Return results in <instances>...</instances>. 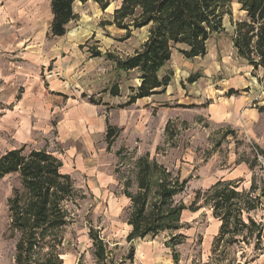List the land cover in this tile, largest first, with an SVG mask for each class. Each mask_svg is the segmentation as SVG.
<instances>
[{
  "label": "rangeland",
  "instance_id": "obj_1",
  "mask_svg": "<svg viewBox=\"0 0 264 264\" xmlns=\"http://www.w3.org/2000/svg\"><path fill=\"white\" fill-rule=\"evenodd\" d=\"M109 1L105 10L93 0L76 2L77 18L55 37L49 0H0V69L10 72V81L0 80V154L23 144L45 149L71 174L68 224L57 234L63 264H99L90 230L105 244L107 264H217L221 258L222 264H264L253 239L223 243L212 254L220 221L204 199L219 180L237 183L249 199L260 195L244 219L264 225V93L258 82L264 67L253 72L237 56L225 15L224 30L210 37L204 57L187 59L175 50L160 72L170 75L164 91L125 105L128 85L139 83L135 74L91 55L97 50L124 57L147 29L124 38V30L105 24L117 4ZM231 13L233 20L242 16L235 2ZM192 75L198 78L188 83ZM114 83L119 96L108 93ZM230 89L237 93L229 95ZM140 158L155 161L177 181L181 189L171 203L183 207L182 226L128 241L131 204L123 191L128 182L136 192ZM15 191L23 203L17 175L0 179V264H14L9 208ZM171 233L182 235L173 249L166 243Z\"/></svg>",
  "mask_w": 264,
  "mask_h": 264
},
{
  "label": "trees",
  "instance_id": "obj_2",
  "mask_svg": "<svg viewBox=\"0 0 264 264\" xmlns=\"http://www.w3.org/2000/svg\"><path fill=\"white\" fill-rule=\"evenodd\" d=\"M87 0H49L51 22L50 33L63 37L67 25L77 18L76 2ZM101 10L109 0H93ZM110 20L105 24L124 30V38L141 28L147 29L143 42L132 53L119 57L111 52L102 54L93 50L91 56H104L117 71L134 73L139 81L128 85L127 101L131 105L137 100L163 92L170 82V75H160L177 50L187 59L204 57L207 43L213 34L224 30L223 18L228 15L231 23V40L237 56L255 72L264 67V0H114ZM235 2L242 13L232 19L231 5ZM255 76V74H254ZM198 77L187 78L193 83ZM264 93V79L258 78ZM108 90L111 96H119L121 89L114 83ZM229 95L237 93L229 90ZM94 103L93 99L89 100ZM114 136L108 127L106 140ZM62 162L45 149L19 147L0 154V179L17 175L25 198L15 195L10 204V228L15 233L14 264H63L58 231L68 224L66 204L74 194V183L70 175L61 171ZM159 178L156 179V177ZM155 178V180H154ZM170 174L155 161L140 158L135 174L136 192L129 191V183L123 191L130 201V213L126 219L131 227L126 239L153 237L163 230H177L182 206L173 205L171 199L180 187ZM153 188V189H152ZM261 196L264 197V191ZM260 197V195H259ZM238 189V184L215 182L204 197L212 215L220 221L213 239L212 254L219 252L223 243H249L253 239V250L264 251V225L244 214L254 208V201ZM180 233L170 234L167 245L172 249L180 244ZM93 254L99 264H107L105 244L97 233L90 230ZM133 251V249L131 250ZM174 260L177 255L172 250ZM132 259V253L128 255ZM223 259L217 261L222 264Z\"/></svg>",
  "mask_w": 264,
  "mask_h": 264
},
{
  "label": "crops",
  "instance_id": "obj_3",
  "mask_svg": "<svg viewBox=\"0 0 264 264\" xmlns=\"http://www.w3.org/2000/svg\"><path fill=\"white\" fill-rule=\"evenodd\" d=\"M9 56H11V54L9 55ZM3 60H4V58L2 59V57H0V63H2L3 62ZM7 77H8V79H9V81H10V72H8V73H6L4 70H2V69H0V80L1 79H3L4 81L7 79ZM147 98H149V97H145V98H142V99H147ZM13 149V148H12ZM61 171L63 172V173H66V174H68V175H70V177L72 178V176H71V174H69L68 172H66V171H64L63 170V164H62V167H61ZM72 180H73V178H72ZM100 183L101 184H104L105 182H102V181H100ZM100 184V185H101ZM106 184V183H105ZM91 185H89V187H90ZM96 189H99L98 187L96 188ZM126 198V197H125ZM127 199V198H126ZM128 200V203H130V201H129V199H127ZM219 226V225H218ZM216 228V227H215ZM219 228V227H218ZM218 228H217V230H218ZM130 230H131V227H130Z\"/></svg>",
  "mask_w": 264,
  "mask_h": 264
}]
</instances>
